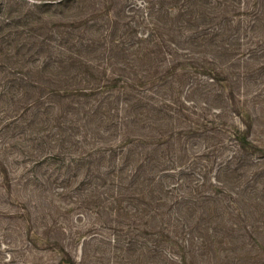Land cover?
I'll return each instance as SVG.
<instances>
[{
	"label": "trees",
	"instance_id": "obj_1",
	"mask_svg": "<svg viewBox=\"0 0 264 264\" xmlns=\"http://www.w3.org/2000/svg\"><path fill=\"white\" fill-rule=\"evenodd\" d=\"M0 108V264H238L261 234L264 0H0Z\"/></svg>",
	"mask_w": 264,
	"mask_h": 264
},
{
	"label": "rangeland",
	"instance_id": "obj_2",
	"mask_svg": "<svg viewBox=\"0 0 264 264\" xmlns=\"http://www.w3.org/2000/svg\"><path fill=\"white\" fill-rule=\"evenodd\" d=\"M2 109L0 108V126L2 125ZM261 118L259 119L258 126H255V133H253V137H257L258 139H264V111L260 113ZM20 129L16 130V134H21ZM7 128L5 130H0V138L5 137L8 133ZM15 156V155H14ZM37 157V156H36ZM21 164L20 163H13L11 169L13 170V174L10 175H19L21 172ZM28 167H32L33 164L30 162L27 164ZM51 164L48 161H43L40 165H36V172L32 171L31 174H35L40 179H44L47 177V173L50 172ZM30 173L26 174L29 175ZM15 196H8L7 193H3L2 189L0 188V210L3 212H7L10 209H16L17 207L21 206L17 200H14ZM247 210V208H246ZM7 223H10L8 219H6ZM247 227L251 228L252 223L257 226L259 232L261 234H256L253 236L247 235L245 238V243L241 246V259L238 264H264V204L263 207L254 213V216L248 218ZM262 231V232H261ZM2 245H0L1 247ZM6 247H4L5 249ZM72 253L76 256L80 255L79 248L72 246L71 247ZM3 251V249H2ZM3 255H6L3 253ZM103 262L107 260H102ZM91 264V263H90ZM101 264V263H100ZM110 264H112L110 262ZM196 264V263H195Z\"/></svg>",
	"mask_w": 264,
	"mask_h": 264
}]
</instances>
